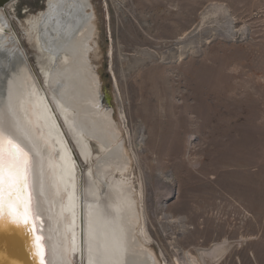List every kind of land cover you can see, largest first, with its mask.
<instances>
[{
    "label": "rangeland",
    "instance_id": "1",
    "mask_svg": "<svg viewBox=\"0 0 264 264\" xmlns=\"http://www.w3.org/2000/svg\"><path fill=\"white\" fill-rule=\"evenodd\" d=\"M17 1L14 22L46 0ZM92 2L101 102L136 153L160 261L227 239L220 264H264V0Z\"/></svg>",
    "mask_w": 264,
    "mask_h": 264
},
{
    "label": "bare ground",
    "instance_id": "2",
    "mask_svg": "<svg viewBox=\"0 0 264 264\" xmlns=\"http://www.w3.org/2000/svg\"><path fill=\"white\" fill-rule=\"evenodd\" d=\"M17 3L0 8V128L29 156L21 199L30 208L26 219L40 259L169 264L152 247L143 184L134 183L132 170L128 174L136 153L101 102L92 0H46L43 9L17 19L34 49V65L13 20ZM113 50L111 40V60ZM166 180L174 191L172 175ZM230 247L225 239L177 262L220 264Z\"/></svg>",
    "mask_w": 264,
    "mask_h": 264
},
{
    "label": "snow or ice",
    "instance_id": "3",
    "mask_svg": "<svg viewBox=\"0 0 264 264\" xmlns=\"http://www.w3.org/2000/svg\"><path fill=\"white\" fill-rule=\"evenodd\" d=\"M28 160V153L0 128V220L15 225H30L26 219L30 208L26 209V202L21 199V193L27 195L24 188ZM13 205H16L17 211L13 210ZM37 249L39 254V246Z\"/></svg>",
    "mask_w": 264,
    "mask_h": 264
},
{
    "label": "water",
    "instance_id": "4",
    "mask_svg": "<svg viewBox=\"0 0 264 264\" xmlns=\"http://www.w3.org/2000/svg\"><path fill=\"white\" fill-rule=\"evenodd\" d=\"M12 1L0 0V8ZM28 221L30 225H15L0 220V264H43L32 222Z\"/></svg>",
    "mask_w": 264,
    "mask_h": 264
}]
</instances>
